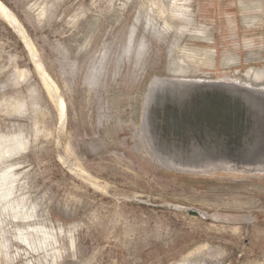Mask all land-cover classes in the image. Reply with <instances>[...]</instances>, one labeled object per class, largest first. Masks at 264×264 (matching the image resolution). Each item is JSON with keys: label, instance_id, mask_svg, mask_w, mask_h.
<instances>
[{"label": "rangeland", "instance_id": "rangeland-1", "mask_svg": "<svg viewBox=\"0 0 264 264\" xmlns=\"http://www.w3.org/2000/svg\"><path fill=\"white\" fill-rule=\"evenodd\" d=\"M1 1L0 264H264V171L171 164L150 109L264 88V0Z\"/></svg>", "mask_w": 264, "mask_h": 264}, {"label": "water", "instance_id": "water-1", "mask_svg": "<svg viewBox=\"0 0 264 264\" xmlns=\"http://www.w3.org/2000/svg\"><path fill=\"white\" fill-rule=\"evenodd\" d=\"M150 109L151 132L171 164L264 171V88L167 79L152 87ZM188 211L202 215L198 209Z\"/></svg>", "mask_w": 264, "mask_h": 264}, {"label": "bare ground", "instance_id": "bare-ground-1", "mask_svg": "<svg viewBox=\"0 0 264 264\" xmlns=\"http://www.w3.org/2000/svg\"><path fill=\"white\" fill-rule=\"evenodd\" d=\"M0 15H2L4 17V19L9 21L10 25H12L17 30V32L22 36L23 39L27 38V32L25 31V29L22 27V25L20 24V22L18 21L16 16L11 15L8 7L1 0H0ZM39 68H41V66H39ZM44 78H45V80H47V82L50 81L51 85L53 87H56L55 83L50 79V77L46 73L44 74ZM59 106H60L62 112L65 110L64 108H66L65 102L62 99L59 100Z\"/></svg>", "mask_w": 264, "mask_h": 264}]
</instances>
